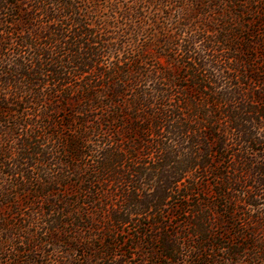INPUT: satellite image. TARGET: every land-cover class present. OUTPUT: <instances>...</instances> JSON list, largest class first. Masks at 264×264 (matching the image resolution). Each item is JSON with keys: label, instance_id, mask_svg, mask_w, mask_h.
<instances>
[{"label": "trees", "instance_id": "obj_1", "mask_svg": "<svg viewBox=\"0 0 264 264\" xmlns=\"http://www.w3.org/2000/svg\"><path fill=\"white\" fill-rule=\"evenodd\" d=\"M0 264H264V0H0Z\"/></svg>", "mask_w": 264, "mask_h": 264}]
</instances>
